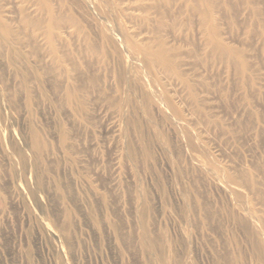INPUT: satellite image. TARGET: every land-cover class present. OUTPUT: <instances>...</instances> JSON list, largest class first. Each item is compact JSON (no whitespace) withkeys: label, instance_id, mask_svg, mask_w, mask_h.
Instances as JSON below:
<instances>
[{"label":"rangeland","instance_id":"374dc122","mask_svg":"<svg viewBox=\"0 0 264 264\" xmlns=\"http://www.w3.org/2000/svg\"><path fill=\"white\" fill-rule=\"evenodd\" d=\"M61 1L81 28L61 65L0 40V264H264V0L254 25L219 5L241 63L186 0L135 24ZM0 16L18 24L9 0ZM131 24L169 66L135 52Z\"/></svg>","mask_w":264,"mask_h":264},{"label":"bare ground","instance_id":"6f19581e","mask_svg":"<svg viewBox=\"0 0 264 264\" xmlns=\"http://www.w3.org/2000/svg\"><path fill=\"white\" fill-rule=\"evenodd\" d=\"M149 1L156 0H108L112 12L122 15L127 19L128 23L133 22L134 24L135 22H144L149 19L148 12L147 14L145 13ZM186 1H188L191 7H189L188 12H190L191 9L195 15L197 14L199 23H201L200 26L207 36V44L211 47V51H213L215 56L222 58L224 55H227L235 59V55L239 54L240 51L226 47V44L218 38L216 26L214 25L217 21V16L220 17L221 15L219 12V5H223L226 10H231V8L233 9L231 2L228 0ZM234 1L240 6L242 12L246 14V17H251L250 22L252 25L258 23V16L263 9L258 0ZM22 2V0H9V3H11V6L19 15V19H17L19 21L16 22L18 23L17 25L11 26L7 23L8 19L6 20L5 16L0 18V40L14 46L20 43L15 47L19 53H21L19 46L25 48L29 46L41 48V52L39 50L37 51H39V56L45 59L47 65L51 67L61 65V63L66 60V57H68V53H64L57 44L66 45L67 39L62 33H68V36H74L76 33H79V31L81 33V28L74 17L68 15V12L72 11L71 8L65 6L61 0H27V5H24ZM31 13L38 14L40 19L33 21L29 17ZM130 33L132 37L134 36L135 38L134 42L137 45L135 52L138 53L140 57H148L153 64H158L162 67H167L171 64L173 57L171 53L172 49H167V47H165L166 43L161 42L156 48H151L140 38L141 34L134 30L132 24ZM105 36L108 39H112L107 29H105ZM122 39H124V37H122ZM82 41L87 45L89 44V42H86L88 41L86 37H83ZM240 56L241 58H238L240 60L239 63H241L242 59L245 62L244 55L242 54Z\"/></svg>","mask_w":264,"mask_h":264}]
</instances>
